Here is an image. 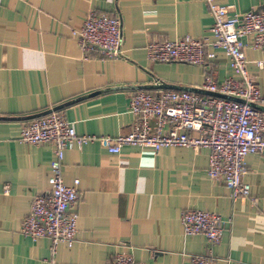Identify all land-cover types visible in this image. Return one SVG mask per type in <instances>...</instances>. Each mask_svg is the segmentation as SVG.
Wrapping results in <instances>:
<instances>
[{
  "label": "crops",
  "instance_id": "obj_1",
  "mask_svg": "<svg viewBox=\"0 0 264 264\" xmlns=\"http://www.w3.org/2000/svg\"><path fill=\"white\" fill-rule=\"evenodd\" d=\"M235 10L264 0H220ZM92 11L120 17L124 56L83 52L73 30ZM214 17L205 0H0V264H109L129 253L140 264H191L205 254L212 264H264V155L246 159L253 199H233L208 176L210 151L168 146L159 151L126 145L112 153L98 141L66 151L63 177L80 191L78 233L53 253L49 238L21 232L33 200L50 189L54 148L20 140L28 117L59 111L80 135L127 134L138 90L198 89L208 76H234L217 49L207 65L152 62L151 42L213 38ZM249 70L264 95V51L246 49ZM158 82V83H157ZM10 191H5V185ZM190 209L222 215L221 242L187 235Z\"/></svg>",
  "mask_w": 264,
  "mask_h": 264
},
{
  "label": "built area",
  "instance_id": "obj_2",
  "mask_svg": "<svg viewBox=\"0 0 264 264\" xmlns=\"http://www.w3.org/2000/svg\"><path fill=\"white\" fill-rule=\"evenodd\" d=\"M214 17L213 38L184 37L177 40L151 42L147 56L152 62H180L205 66L215 59L217 49L229 56L234 76L220 83L208 76L198 89H163L153 93L138 90L130 100L135 119L127 134L112 136L80 135L66 117L57 110L33 118L21 130L20 140L38 145L50 143L54 148L49 177L50 189L37 196L21 232L52 241L53 253L60 243L72 246L77 238L80 202L76 179L67 185L63 177L66 151L98 141L112 153H120L126 145L152 148L186 146L210 151L208 176L222 181L233 199L252 196L246 159L252 154L264 155V95L256 77L249 70L246 49L264 51V7L249 11L235 10L220 0H205ZM83 52L98 51L110 59L124 56L122 21L108 13L92 11L83 26L74 29ZM264 67V60L257 61ZM158 83V82H157ZM10 191V185H5ZM187 235H203L211 247L223 237L225 221L219 213L190 209L182 214ZM191 264H212L205 254L192 255ZM109 264H140L129 253L115 255Z\"/></svg>",
  "mask_w": 264,
  "mask_h": 264
},
{
  "label": "water",
  "instance_id": "obj_3",
  "mask_svg": "<svg viewBox=\"0 0 264 264\" xmlns=\"http://www.w3.org/2000/svg\"><path fill=\"white\" fill-rule=\"evenodd\" d=\"M62 107H63V105L60 106V108H62ZM60 108L58 107V108H56L55 110H59ZM263 109H264V107H263ZM49 112H50V111H49ZM49 112H45V113H41V114H37V115L31 116V117H28V118L33 119V118H36V117H40V116L46 115V114H48Z\"/></svg>",
  "mask_w": 264,
  "mask_h": 264
}]
</instances>
